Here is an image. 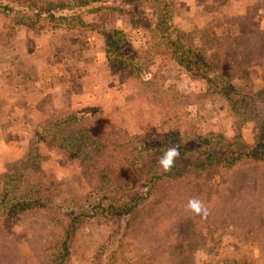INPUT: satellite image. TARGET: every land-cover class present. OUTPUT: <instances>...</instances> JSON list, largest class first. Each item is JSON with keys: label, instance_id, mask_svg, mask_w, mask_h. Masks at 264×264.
I'll return each mask as SVG.
<instances>
[{"label": "rangeland", "instance_id": "rangeland-1", "mask_svg": "<svg viewBox=\"0 0 264 264\" xmlns=\"http://www.w3.org/2000/svg\"><path fill=\"white\" fill-rule=\"evenodd\" d=\"M248 1L242 0L237 7L231 0H197L190 9L184 0H173L176 10L174 20L176 26L188 34L185 37L193 35V40H187L189 44L207 49L219 61H224L223 58L229 55L232 58V62L227 64L230 72L239 74H233L235 80L258 88L264 85V31L260 29L259 18L254 16L246 22L239 13L241 10H237L243 7L242 12H254L255 7H246ZM110 3L133 4L128 0H112ZM203 4L205 11L202 13ZM3 9L1 6L0 62L6 59L10 63V75L6 76L13 83L12 95L17 92L22 96L19 101L12 99V109L20 110L18 112H22V116H12L7 128L10 133L6 132L8 141L14 145L0 153V167L4 166L6 171L27 159L29 143L25 150L20 144L24 134L32 137L38 124L35 113H41V110L40 107L35 108V96L40 86L46 91L55 90L54 100L58 108L64 112L67 108L79 110L85 116L81 124L99 133L127 131L135 134L144 124H160L167 118L166 112L157 104L123 81L122 73L111 69L100 31L87 30V23L81 30L75 26L72 29L64 26L41 29L37 28L41 22L36 23L39 15L30 13L36 17L25 21L20 7H16L15 11L20 13L8 15ZM151 12L149 8H144L142 13ZM84 21H112L130 35L136 48H145L149 40L145 31L132 29L128 16L112 15L111 10L90 14ZM27 22L32 23L31 26H27ZM240 25L244 28L242 35ZM200 26L209 32L214 30L216 41L198 30ZM258 29L263 35L257 34ZM185 73L183 67L171 63L163 70L170 82H175L186 92L198 94L199 97L188 107L194 123L206 133L216 130L228 138L242 136L245 146L257 143L258 128L254 121L238 118L224 98L206 93L204 80L191 79ZM23 96L31 97V102ZM18 102L20 104L16 106ZM2 123L6 124V121ZM241 142L240 138L234 139L232 149H245ZM43 151L45 161L42 170L37 175L28 174L26 182L38 179L50 186L53 199L60 204L71 203L69 200L72 197L84 196L90 185L81 176L79 163L67 159L57 149ZM18 152L22 153L18 155ZM203 179L198 181L201 190L197 189L199 194L195 198L207 214H198L197 220H189L182 231H176L175 223L182 215L190 214L188 202L193 200L195 189L182 187L179 183L165 184L161 203H168L152 208L154 219H151L150 225L155 230L152 232L154 239L149 241L148 232H145L132 234L124 241L121 233L116 232L118 224L115 221L107 225L86 221L78 241L74 235L72 257L68 264H108L107 256L112 250L118 251L117 262L122 264L126 256L131 264H264V191L250 190L252 194L248 198L232 199L237 208L222 195L221 200L217 198L219 195H215L213 203H209L210 189L205 187ZM251 181L256 183L253 177ZM246 204L248 207H244ZM215 206L219 209L210 210ZM250 217L251 223H245ZM141 222L147 224L148 219ZM139 226L144 230L143 225ZM150 242L153 245H149ZM48 243L40 233L34 236L23 227L8 222L4 216L0 217V246L7 247L0 255L8 258L10 264L45 263L46 255L42 247ZM148 247L153 251L149 256Z\"/></svg>", "mask_w": 264, "mask_h": 264}, {"label": "trees", "instance_id": "trees-1", "mask_svg": "<svg viewBox=\"0 0 264 264\" xmlns=\"http://www.w3.org/2000/svg\"><path fill=\"white\" fill-rule=\"evenodd\" d=\"M111 1L0 0V7L7 15L18 13L16 7H20L25 21L39 15L34 16L36 23L41 22L37 28L72 29L75 26L81 30L87 23V30L100 31L111 69L122 73L123 81L167 114L160 124L146 123L135 134L127 131L105 134L83 126L81 120L85 116L79 110L67 108L64 112L50 95L43 98L39 103L43 118L30 139L27 159L0 174V217L34 236L40 233L50 242L42 247L46 255L43 264H68L74 235L78 241L86 221L96 225L115 221L116 232L121 233L124 241L132 234L145 232L151 241L155 231L150 225L154 219L152 208L168 203H161L165 184L194 187L196 200L197 189L201 190L198 181L204 178L205 187L210 189L209 203L219 195V200L224 197L235 208L238 206L232 199H246L252 194L250 190L264 191V85L256 88L250 83H239L234 78L239 74L231 73L227 66L232 62L229 55L219 61L208 51L189 44L187 40L194 37L190 34L185 37L188 34L176 26L173 0H128L132 5H111ZM144 8L152 12L144 15ZM102 10H111L112 15H126L132 29L145 31L149 37L145 48H136L130 35L112 21H84L88 15ZM262 45L264 48V40ZM170 63L183 67L191 79L204 80L206 93L224 98L238 118L254 121L258 128L257 143L245 146L242 136L228 138L216 130L206 133L194 123L188 107L199 96L168 80L163 70ZM236 138L242 139L245 149H232ZM171 148L178 149L179 155L166 172L161 160ZM44 149H57L67 159L79 163L80 174L90 185L84 196L72 197L71 203L60 204L53 199L50 186L38 179L26 182L28 174L37 175L42 170ZM217 207L210 210L216 211ZM197 216L192 210L182 215L175 223L176 231H182ZM146 219L148 223L143 224L141 220ZM250 219L245 223L249 224ZM6 249L0 246V253ZM147 251L148 256L153 253L150 247ZM119 256L117 250H112L107 263L122 264L117 262ZM0 264L10 263L0 255ZM123 264H131L127 256Z\"/></svg>", "mask_w": 264, "mask_h": 264}, {"label": "crops", "instance_id": "crops-1", "mask_svg": "<svg viewBox=\"0 0 264 264\" xmlns=\"http://www.w3.org/2000/svg\"><path fill=\"white\" fill-rule=\"evenodd\" d=\"M186 2V5L192 9V7L195 5L197 0H184ZM231 2L236 5L237 3H242V0H231ZM260 2V3H259ZM259 3V4H258ZM237 4V7H238ZM246 7L249 8H253L254 12H242L244 10V8H237V10H241L239 11V13H241V17L246 21L249 22V20L251 18H253L254 16H256L257 18L260 19V29L262 31H264V0H249L248 2H246ZM199 9V8H198ZM205 4H203L201 6V12L203 13L205 10ZM249 19V20H248ZM190 25H192L191 22H189ZM205 25V24H204ZM241 26V25H240ZM189 27V26H188ZM199 27V26H198ZM201 28L198 30H202L204 33V35L211 36V40H215V38H217V35L214 34V30H210V32L207 30H205V28H202V26H200ZM214 28V26H213ZM212 28V29H213ZM240 31H241V35L243 34V26L239 27ZM258 29L257 30V34L260 33V35H263L262 32H260L261 30ZM182 30V28H181ZM183 31V30H182ZM219 36V35H218ZM210 38V37H209ZM216 41V40H215ZM241 44V42H239ZM203 49V48H202ZM204 50L208 51L207 49L204 48ZM209 55L213 58L216 59L209 51H208ZM235 55V54H234ZM4 62V63H3ZM3 62H0V153H4L7 149V147H11L14 145V143L9 142L8 141V136L6 134V132H9V130H7L8 128V123H10L12 116L17 117V116H22V112H18L20 110H16V108L12 109L13 103H12V99H17V101H19L18 99H22V96H20L17 92H14V95H12V86L13 83L10 80V78H7V74H9L8 70H9V66L10 63H8V61L6 59L3 60ZM4 64V65H3ZM60 88V87H58ZM58 88H57V92H58ZM36 95L35 99H36V103H35V108L40 107L39 103L43 100L44 97H46L47 95H50L52 97V99L54 100L55 96H56V92L55 90L52 91H46L44 90L43 86H40L39 88L37 87L36 89ZM25 97L29 102L31 97L29 96H23ZM20 104V102H18L16 104V106H18ZM26 104H29L28 102ZM54 104H55V100H54ZM15 106V107H16ZM36 116L38 117L37 119V123L43 118V114L38 113L36 111ZM41 114V115H40ZM40 116V117H39ZM3 119V121H6V124H3L1 121ZM36 127V126H35ZM10 133V132H9ZM28 134H24L23 140L20 144V146H24V150L28 147V143L30 145V140L31 138H29L30 136ZM20 138V136L18 137ZM22 153V152H18V155ZM11 155V154H10ZM23 156L25 155L22 154ZM2 163V162H1ZM3 164V163H2ZM4 171H6V169L3 167H0V174L3 173Z\"/></svg>", "mask_w": 264, "mask_h": 264}, {"label": "clouds", "instance_id": "clouds-1", "mask_svg": "<svg viewBox=\"0 0 264 264\" xmlns=\"http://www.w3.org/2000/svg\"><path fill=\"white\" fill-rule=\"evenodd\" d=\"M179 155V151L176 148H171L165 153V157L161 160V165L164 171H169L173 165L175 157ZM188 207L195 213L204 215L207 214V210L202 206L198 200H189Z\"/></svg>", "mask_w": 264, "mask_h": 264}]
</instances>
